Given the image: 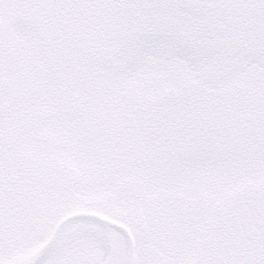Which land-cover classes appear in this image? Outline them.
Returning a JSON list of instances; mask_svg holds the SVG:
<instances>
[{"label":"snow or ice","instance_id":"6c2138e0","mask_svg":"<svg viewBox=\"0 0 264 264\" xmlns=\"http://www.w3.org/2000/svg\"><path fill=\"white\" fill-rule=\"evenodd\" d=\"M0 264H264V0H0Z\"/></svg>","mask_w":264,"mask_h":264}]
</instances>
